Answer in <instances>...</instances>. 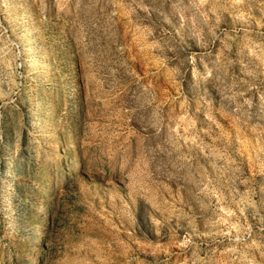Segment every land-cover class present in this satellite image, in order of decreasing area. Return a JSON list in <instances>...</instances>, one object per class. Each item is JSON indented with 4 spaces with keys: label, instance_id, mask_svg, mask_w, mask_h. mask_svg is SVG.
<instances>
[{
    "label": "rangeland",
    "instance_id": "1",
    "mask_svg": "<svg viewBox=\"0 0 264 264\" xmlns=\"http://www.w3.org/2000/svg\"><path fill=\"white\" fill-rule=\"evenodd\" d=\"M0 264H264V0H0Z\"/></svg>",
    "mask_w": 264,
    "mask_h": 264
}]
</instances>
